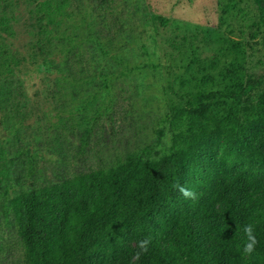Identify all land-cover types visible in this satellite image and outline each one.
I'll use <instances>...</instances> for the list:
<instances>
[{"label": "trees", "instance_id": "16d2710c", "mask_svg": "<svg viewBox=\"0 0 264 264\" xmlns=\"http://www.w3.org/2000/svg\"><path fill=\"white\" fill-rule=\"evenodd\" d=\"M21 2L33 5L34 56L77 84L102 73L97 65L89 67L99 59L92 45L108 52L124 49L129 39L115 0H0V9ZM251 2L257 21L249 33L255 34L264 29V0ZM6 19L4 12L0 30ZM142 23L151 30L166 21L151 16ZM79 26L85 36L75 32ZM77 41L89 48L78 50ZM230 51L236 54L238 46ZM60 54L61 68L51 58ZM112 56L122 65L118 76L126 75V60L120 52ZM145 57L142 67L161 65L147 50ZM235 62L233 56L231 69L221 74L228 84L169 108L164 120L172 135L168 150L154 148L163 146L159 130L153 143L125 146L113 161L93 163L90 157L105 139L102 119L115 134L133 110L114 105L106 115L96 111L77 132L80 170L3 195L0 215L13 228L19 248L8 264H264V65L240 77L232 69ZM18 65L19 59L0 45L3 112L17 105L19 93L11 79ZM108 79L103 77L104 87ZM177 183L197 199H185ZM247 224L257 240L251 254L243 251ZM145 238L149 249L136 259L137 244Z\"/></svg>", "mask_w": 264, "mask_h": 264}, {"label": "rangeland", "instance_id": "374dc122", "mask_svg": "<svg viewBox=\"0 0 264 264\" xmlns=\"http://www.w3.org/2000/svg\"><path fill=\"white\" fill-rule=\"evenodd\" d=\"M115 1L123 12L126 34H130L126 46L102 52L92 45L99 59L89 67L97 65L102 73L78 84L65 78L64 71L60 74L49 68L45 59L34 56L33 5L21 2L5 9L0 45L19 59L11 79L19 97L12 112L0 110V201L4 194L10 197L18 190L55 182L80 170L77 132L88 125L96 111L106 115L114 105L133 110L132 116L117 125L115 134L102 119L105 139L90 157L93 163L113 161L115 153L125 146L135 149L153 143L159 130L163 146L154 148L168 150L172 135L164 120L170 107L228 84L221 74L231 69L233 56L238 66L232 69L240 77L256 65H264V29L249 33L257 21L251 0ZM4 12L0 9V18ZM151 16L163 18L165 26L148 29L142 21ZM75 32L85 36L86 29L79 26ZM232 46H238L236 54L230 51ZM76 47L84 51L89 45L77 41ZM145 50L160 62L159 67L141 66ZM118 52L128 66L124 76H118L122 65L112 56ZM51 58L62 67V54ZM105 75L109 79L104 87ZM18 253L14 230L0 215V264H8Z\"/></svg>", "mask_w": 264, "mask_h": 264}, {"label": "clouds", "instance_id": "9594fccd", "mask_svg": "<svg viewBox=\"0 0 264 264\" xmlns=\"http://www.w3.org/2000/svg\"><path fill=\"white\" fill-rule=\"evenodd\" d=\"M175 187L177 191H179V193L185 199H191L193 201L197 199V194L193 190L185 187L184 185L177 183ZM243 233L246 237V242L244 244L243 251L245 254H251L255 250V245L257 244L253 225L251 224L244 225ZM150 243L151 241L148 238H145L138 242L137 244L138 251L136 253V259H139L140 255L147 253Z\"/></svg>", "mask_w": 264, "mask_h": 264}]
</instances>
